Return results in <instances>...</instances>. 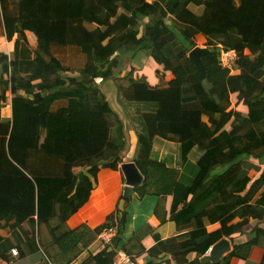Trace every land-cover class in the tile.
<instances>
[{
    "label": "trees",
    "instance_id": "trees-1",
    "mask_svg": "<svg viewBox=\"0 0 264 264\" xmlns=\"http://www.w3.org/2000/svg\"><path fill=\"white\" fill-rule=\"evenodd\" d=\"M152 1L98 0L105 11L102 26L87 30L70 24L83 18L82 0H0L2 8L10 2L14 10V14L2 13L3 35L11 38L17 33L10 59L0 54V100L8 89L12 96L11 121L0 122L1 259L11 261L12 248L17 257L41 249L51 263L69 264L80 247L114 224L117 234L112 246L120 241L126 212L117 207L93 230L85 225L71 230L67 220L89 198L93 183L88 176L96 180L102 167L118 170L122 162L123 124L100 84L111 75L108 65L114 56L135 50L142 39L140 48L148 49L156 64L174 77L163 86H151L140 77L118 88L121 105L135 109L127 117L137 136L133 162L143 183L134 188V197L157 196L156 218L162 222L170 215L187 228L166 240L153 234L156 243L150 251L163 249L173 256L194 252L196 259L183 263L194 264L248 219L264 220V167L258 168L254 181L239 169L251 157L264 158V0H195L204 5L201 16L187 8L193 0ZM120 8L128 16L119 15L111 22ZM174 26L177 35L169 42L166 37ZM26 28L37 36L32 49L25 41ZM196 33L208 37L201 53L204 76L188 56L196 47ZM219 46L236 51L231 70L219 63ZM69 47L82 55L83 63H73L79 77H65L71 66L54 54L55 48ZM8 71L9 79H4ZM54 74L57 77H51ZM230 93H237L236 105L244 107L246 115L231 107ZM57 99L64 104L52 110ZM231 119V130H224ZM155 136L178 142L182 162L191 149L200 150V169L192 185L178 180L177 168L152 158ZM218 165L227 169L212 175ZM259 188L260 198L252 200ZM235 192L245 193L234 196ZM169 196L171 205L187 200L170 214ZM205 210L208 214L198 217ZM214 221H220L221 228L208 234L206 225ZM151 231L149 223L142 225L122 249L134 258L144 251L143 240ZM250 244L264 248V229L255 228L254 237L240 250ZM114 253L112 248L106 257L88 255L82 264H110ZM260 264H264V253Z\"/></svg>",
    "mask_w": 264,
    "mask_h": 264
},
{
    "label": "crops",
    "instance_id": "crops-1",
    "mask_svg": "<svg viewBox=\"0 0 264 264\" xmlns=\"http://www.w3.org/2000/svg\"><path fill=\"white\" fill-rule=\"evenodd\" d=\"M84 8V16L80 20L72 21L70 24H80L87 30H93L99 26H102L100 20L103 19L105 11L98 5V0H82ZM127 4H133L134 0H120ZM150 3H154L152 0H148ZM13 5L7 2L2 8L0 4V54L10 59V55L14 50L15 40L17 38V33H14L11 38H7L3 35L4 28L2 24V13L14 14ZM187 8L196 16H201L204 13V5L202 2L190 1ZM119 15L128 16L127 12L120 8L116 17L111 18V22L118 18ZM147 21V19L145 20ZM170 24V21H167ZM172 27V26H171ZM173 28V27H172ZM142 29V28H141ZM178 27L174 26V30L167 35V40L170 42L176 38ZM24 37L30 48H34L37 44V36L34 31L29 28L24 30ZM196 47L206 50L208 37L202 33H196L193 37ZM145 39H142L139 44L136 45L135 50H131L125 53L116 54L115 60H113L108 66L110 76L101 81L100 85L101 91L106 96L111 108L120 117L123 130L126 137V145L124 150L121 152L122 162H133V155L136 148L137 136L134 127L127 117L134 114V106H128L127 109L121 105L118 101V88L127 87L131 80L138 79L140 77H145L147 82L151 86H163L170 79L174 77V73L169 70H163L150 55V51L145 48H140ZM60 60H64L67 65L71 66V69L65 72V77H79V68L75 67L73 63H83L82 55L78 49L74 48H55L54 52ZM38 60L42 59L40 54H36ZM35 56V57H36ZM9 71L3 73L4 79H9ZM181 76V74H179ZM37 76H41L40 70H37ZM61 76L63 74L61 73ZM183 76V75H182ZM51 77H57V74ZM185 77V75H184ZM100 79L97 78L98 82ZM2 87L0 85V94ZM11 93L8 89L6 92V97L4 100H0V122L8 123L11 121L12 109H11ZM229 99L231 102V107L239 111L241 114L246 115L244 112V107L237 106V93H230ZM64 104L63 100L57 99L53 105L52 110H56ZM241 107V108H240ZM232 119L224 126V130H231ZM201 152L198 148L194 147L188 154L186 161L182 162L180 160V145L174 140H166L155 136L153 138L152 147V158L164 162L168 167L177 168L179 170L178 180L187 186L192 185L197 176L200 164L198 163ZM210 154V153H209ZM208 157L211 155L206 154ZM206 156L204 159V164L206 163ZM113 170L109 167H102L97 175L96 180L92 176H88L93 183L92 190L90 192L88 200L67 220V225L71 230H79L82 226H87L90 230L96 229L104 224L108 214L114 212L116 207L120 210L126 212V220L123 227V232L120 241L113 246L104 245L96 236L87 246L80 247L79 255L74 258L69 264H82L84 259L88 255L98 254L100 256L106 257V251H111L112 248L122 249L123 244L132 237L133 233L142 225L149 223L152 227L151 234L147 235L143 244L145 249L142 253L135 254L134 258L137 264H146L148 262H154V264H183L184 262H189L196 259V254L194 252L188 253L185 256L176 255L173 256L170 253H165L163 249H158L157 251H150L151 247L156 243V237L161 240L174 238L176 235L183 233L187 230L183 225H178L173 219L168 215L165 221H159L154 210L158 201V197L155 195L146 194L142 198H135L133 192L129 202L123 198L125 178L120 169ZM227 165L216 166L211 173L212 175L223 173L227 168ZM240 167V168H239ZM237 166L240 172H245L254 181L259 176V170L264 167V158L255 159L249 158L245 162L241 163V166ZM259 168V170H258ZM86 172V169H84ZM211 175V174H210ZM251 183V182H250ZM250 183L247 185V191L249 190ZM261 188L255 195L253 199L260 198L259 192ZM245 192H235L234 196H242ZM172 197L169 196L167 211L170 214L178 211L186 200L176 204L171 205ZM121 206V207H120ZM208 211H202L199 213L198 217H205ZM235 218L234 221H237ZM221 228L220 221H214L206 225V231L208 234H216ZM255 228L264 229V220L248 219V222L242 225V228L235 233H232L226 238L229 241L230 249L228 252L224 253L223 256L215 262H201V258L209 254L212 245L206 251L203 256L198 257L199 262L194 264H260L264 248L257 244H250L246 250L240 248L248 244V241L252 239L255 235ZM156 235V237L153 236ZM86 237V236H85ZM220 239V240H221ZM219 241V240H218ZM216 243V242H215ZM214 243V244H215ZM123 250V249H122ZM238 252V255L230 256L228 255L232 251ZM241 254V255H239ZM227 256V257H226ZM11 261L13 264H53L46 257L41 249L35 251L24 257H12Z\"/></svg>",
    "mask_w": 264,
    "mask_h": 264
},
{
    "label": "water",
    "instance_id": "water-1",
    "mask_svg": "<svg viewBox=\"0 0 264 264\" xmlns=\"http://www.w3.org/2000/svg\"><path fill=\"white\" fill-rule=\"evenodd\" d=\"M204 49L194 47L189 51V58L192 60L194 65L198 68L201 76L206 74V67L201 59V53ZM120 169L125 178V187L123 198L124 200H130L134 192V188L139 187L143 183V176L135 166L134 162H123L120 164ZM121 207V206H120ZM230 249L229 241L223 238L212 245L209 254L204 255L201 258V262H215L218 261L224 253ZM137 264V263H136Z\"/></svg>",
    "mask_w": 264,
    "mask_h": 264
},
{
    "label": "built area",
    "instance_id": "built-area-1",
    "mask_svg": "<svg viewBox=\"0 0 264 264\" xmlns=\"http://www.w3.org/2000/svg\"><path fill=\"white\" fill-rule=\"evenodd\" d=\"M2 41H0V45ZM237 59V53L235 50L226 49L222 46H219L218 60L222 67L229 68L231 70L232 64ZM117 234L116 224L106 226L100 230L97 237L104 245L112 246L113 238ZM11 255L17 257L18 252L15 248L11 249ZM0 264H13L12 261H6L0 258ZM110 264H136V261L132 256L127 254L122 249H116L113 259Z\"/></svg>",
    "mask_w": 264,
    "mask_h": 264
},
{
    "label": "rangeland",
    "instance_id": "rangeland-1",
    "mask_svg": "<svg viewBox=\"0 0 264 264\" xmlns=\"http://www.w3.org/2000/svg\"><path fill=\"white\" fill-rule=\"evenodd\" d=\"M79 74H80V72H79ZM80 76V75H79ZM78 80V79H77ZM103 83V82H102ZM102 83L100 84L101 86H102ZM76 84V83H75Z\"/></svg>",
    "mask_w": 264,
    "mask_h": 264
}]
</instances>
